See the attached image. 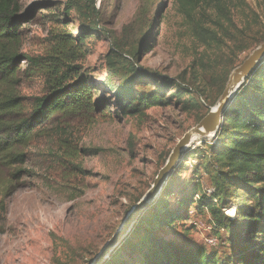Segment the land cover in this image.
I'll return each mask as SVG.
<instances>
[{"label":"rangeland","instance_id":"obj_1","mask_svg":"<svg viewBox=\"0 0 264 264\" xmlns=\"http://www.w3.org/2000/svg\"><path fill=\"white\" fill-rule=\"evenodd\" d=\"M69 2L20 0L22 13L34 12L22 31L24 53L45 55L52 31L61 27L75 36L86 28L76 11L66 10ZM228 7V18L212 13L215 22L209 26L218 38L205 44L192 22L200 17L198 8L189 16L177 0H97V26L83 43V63L104 109L91 119L55 115L25 149L26 163L18 168L27 173L0 195V264H90L96 258L153 186L179 141L218 103L232 71L264 41V0H232ZM109 57L116 62L114 74L107 68ZM130 63L152 75L136 83L135 91L163 96L161 105L137 116H123L118 102L120 91L134 80ZM26 67L23 62L20 91L29 115L45 84L40 74H26ZM163 77L193 95L160 89ZM219 134L200 138L182 153L162 199L154 200L134 225L141 223L136 233L133 227L126 237L136 249L121 250L123 241L104 264H147L149 235L204 246L219 256L230 252L229 229L219 226L201 202L215 192L212 176L220 170L231 178L217 204L225 222H234L254 199L245 195L235 174L217 168ZM12 172L0 165V182L11 181ZM195 192L200 203L185 210L188 219L170 227L154 219V209L177 210Z\"/></svg>","mask_w":264,"mask_h":264},{"label":"trees","instance_id":"obj_2","mask_svg":"<svg viewBox=\"0 0 264 264\" xmlns=\"http://www.w3.org/2000/svg\"><path fill=\"white\" fill-rule=\"evenodd\" d=\"M177 1L189 16L192 8L199 9V19L192 18V22L200 40L209 44L218 38L217 31L209 26L215 22L212 13L218 12L228 18V5L232 0ZM96 2L97 0H70L66 4V10L76 11L81 22L87 23L86 28H82L77 36L69 32L67 26L52 31L46 54L30 56L23 52L22 31L32 20L34 12L22 13L20 0H0V165L13 170L11 181L0 182V195H6L13 181L21 179L27 173L18 168L26 163L25 149L55 115L91 119L104 109V102L95 100V81L83 63L86 59L83 43L97 26ZM215 25L219 26L220 23ZM246 50L244 48L240 52ZM114 51L117 54L118 50ZM133 56L136 57V54ZM125 57L126 61H134L131 56ZM23 62L27 64L25 73L40 74L45 84L43 95L35 98L29 115L24 113L26 98L20 91ZM107 65L108 71L114 74L115 59L109 57ZM129 67L134 80L129 81L126 88L118 94L121 114L137 116L145 108L161 105L163 96L159 95V91H135L136 83L145 82L152 75L143 73L136 64L130 63ZM159 82L160 89H171L176 93L187 92L173 79L163 77ZM189 94L193 95L192 92ZM216 104L215 102L209 106L201 121ZM224 116L219 129V136H222L220 145L214 147L215 156L221 165L218 162L217 168H227L235 174L244 184L245 195L253 198L254 202L240 210L236 222H225L227 218L224 220L222 208L217 204L223 200L231 178L223 176L225 172L220 170L211 178L215 188L213 196L209 200L204 198L201 202L219 226L229 229L230 252L219 256L210 253L204 246L188 247L149 235L144 240V245H148V251L144 254L147 264H264V60L253 72L248 84L232 99ZM256 185L261 186L255 188ZM196 193L183 199L177 210H169L167 206L162 212L154 209V219L164 227L174 226L175 223L188 219L185 210L187 212L192 205L200 203L195 201ZM164 194L163 190L158 201ZM140 225L138 223L134 227L133 233H136ZM126 249H136L130 238H126L122 244L121 250Z\"/></svg>","mask_w":264,"mask_h":264},{"label":"water","instance_id":"obj_3","mask_svg":"<svg viewBox=\"0 0 264 264\" xmlns=\"http://www.w3.org/2000/svg\"><path fill=\"white\" fill-rule=\"evenodd\" d=\"M263 60L264 42L257 47L239 67L232 71L225 90L216 106L211 109L209 114L197 126L190 129L179 141L167 163L156 177L153 186L131 209L121 227L110 238L90 264H104L113 251L122 244L133 229L134 225L140 219V216L149 208L154 200L158 198L162 192L163 185L168 180L171 172L174 171L178 158L186 151L193 138L195 136L208 138L213 137L218 133L222 120L225 118V110L229 106L232 99L246 86V84H248L251 75Z\"/></svg>","mask_w":264,"mask_h":264},{"label":"bare ground","instance_id":"obj_4","mask_svg":"<svg viewBox=\"0 0 264 264\" xmlns=\"http://www.w3.org/2000/svg\"><path fill=\"white\" fill-rule=\"evenodd\" d=\"M199 140H200V137L195 136V137L193 138L191 144H190L188 147L192 146V144L195 143V142H199Z\"/></svg>","mask_w":264,"mask_h":264}]
</instances>
